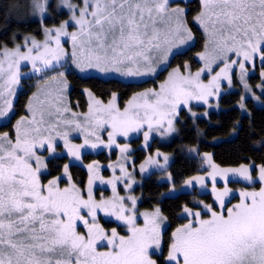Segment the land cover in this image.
I'll return each instance as SVG.
<instances>
[{
  "label": "snow or ice",
  "instance_id": "6c2138e0",
  "mask_svg": "<svg viewBox=\"0 0 264 264\" xmlns=\"http://www.w3.org/2000/svg\"><path fill=\"white\" fill-rule=\"evenodd\" d=\"M62 2L72 15L59 27L46 28L43 44L33 37L27 52H22L20 45L14 50H3L0 79L5 75V60L8 61V75L0 84V117L7 116L12 108L11 100L6 97L15 92L19 83L21 62H30L35 72L59 63L67 55L61 37H70L73 63L82 71L97 68L103 72L111 68L129 76L155 73L156 65L166 61L174 47L192 38L184 19L186 9L171 8L170 0H83L82 6L74 5L70 0ZM46 5L47 0H33L35 11L41 14L46 12ZM201 5L202 11L194 20L206 33L211 29L214 44L212 53L199 54L200 59L206 61L205 67L194 76H182L179 69L174 70L160 86V91L148 90L137 94L123 111L115 104V94L107 105L95 100L98 107L90 104L84 119L93 125L90 135L96 136L97 141L103 143L96 129L105 125L112 129L109 145L115 144L117 134L127 136L145 124L149 132L156 127L163 128L162 135L171 133L174 131L171 117L181 104L187 105L191 99L207 103V98L219 91L220 78L227 76L233 65L239 63L243 72L245 62L251 61L256 54L264 60V0H201ZM70 22L77 29L71 33L67 31ZM161 24L165 27H159ZM229 52H235L243 59L225 63L208 84L200 82L201 73L205 69L211 70L212 64L221 56L227 60ZM58 75L64 77L63 72ZM261 75L264 76V72ZM64 83L66 87V80ZM64 111L70 109L65 108ZM72 115L75 117L76 113ZM24 123L23 117L17 122L15 142L8 133L0 134V264H157L151 257L150 249L154 245L157 248L160 246L157 220L160 210L145 214V227H136V217L126 214L131 209L124 207L122 197L118 198L119 203L115 200L98 203L92 198L91 185L98 178V173L89 178L88 199L83 198L75 184L70 183L63 189L58 186L57 180L41 184L42 158L36 156L37 141L31 135V132L39 134L40 128L22 131ZM27 123L36 124L37 121L33 119ZM64 123L81 127L79 120ZM149 132L144 133L145 141ZM63 139L68 147L67 133L63 134ZM45 140L48 150L54 151L52 137L41 138L39 145L43 147ZM85 144H88L87 139ZM91 146L95 148L97 144ZM72 147L75 151L69 148V155L79 159L83 145ZM121 151L126 152L127 146ZM33 157L35 168L31 163ZM205 157L211 164V156L205 154ZM164 160L167 163L168 156H164ZM158 163L153 157L146 162ZM211 166L213 179L216 175L226 178L228 173L239 174L249 181L253 179L247 165L238 169ZM64 170L67 174L68 165ZM144 170L145 166H142L141 171ZM95 171V167L90 165L89 172ZM121 172L127 175L123 166ZM118 179L114 177L108 181L113 184L114 191ZM193 179L203 183L204 177ZM259 181L264 185V166L259 168ZM185 183L190 184L191 180ZM213 192L223 208L224 198L230 190L226 186L223 191L217 192L214 186ZM240 196V203L228 208L227 215L205 205L211 213V218L206 220L201 219L199 211L191 213L186 208L185 211L193 215L194 220L173 233V243L166 258L169 264H264V187L258 192H241ZM129 199L135 206L136 199ZM82 209H87L91 223L81 214ZM97 210L124 221L130 235H118L116 229H112L111 235L105 232L96 222ZM78 221L87 229L86 235L78 233ZM100 246L108 250L98 251Z\"/></svg>",
  "mask_w": 264,
  "mask_h": 264
},
{
  "label": "rangeland",
  "instance_id": "374dc122",
  "mask_svg": "<svg viewBox=\"0 0 264 264\" xmlns=\"http://www.w3.org/2000/svg\"><path fill=\"white\" fill-rule=\"evenodd\" d=\"M32 4H33V0ZM49 0H47L48 2ZM70 2L74 5L82 6L83 0H70ZM186 0H170V7H180L186 9ZM48 5V4H47ZM46 5V12L41 14L37 11H35L33 5L32 10L30 12V16L33 18L40 19L43 21L45 15L48 13V7ZM201 5V0H200ZM58 6L60 8L65 9L68 12V15L66 18H64L59 24L57 25H51L47 26L44 23H42L41 29H42V35L40 38H37L32 33L24 34L18 43L14 44L13 46H7L0 49V60H3V50L9 49L14 50L17 45H20V49L22 52H27L28 48L31 47V38H35L38 42L43 44L45 41V29L46 28H55L59 27L60 24L65 21L69 20L70 16L72 15V12L69 10V8L65 7L63 5L62 0L58 1ZM202 11V5L201 9ZM199 12V13H200ZM198 13V14H199ZM196 14V16L198 15ZM78 15V11H77ZM195 16V17H196ZM185 19V17H184ZM196 22V21H195ZM198 23V22H197ZM199 24V23H198ZM200 26V25H199ZM159 27L163 28L165 25L161 24ZM188 27V25H187ZM201 27V26H200ZM202 28V33H204V40H203V48L195 52V60L198 61V64L196 67H192L190 64V61L186 60V62L183 63L182 67L179 65L170 66V60L172 56L179 51L184 50L186 47H188L190 44H192L195 40L194 34L191 33L192 38L190 40H187L184 44H178L176 47L172 49V52L169 54L166 61L159 63L156 65V72L150 73L148 75H124L122 72H117L114 69H108L106 71L101 72L97 68H88L84 69L83 71L78 68L72 60V42L70 37H61V44L63 48L66 50V57L62 59L59 63H54L49 68L44 69L41 72H35L32 69V64L28 61H22L20 64L19 72H20V78L19 83L15 86V92L9 96L6 97V99L14 100L15 95L17 94V90L20 86V79L22 77H32L33 83H35V89L32 91V93L29 95V100L26 102L24 108H26V113L21 115L20 118H17L16 122L13 125V136L10 138L13 142H15L16 138V125L17 122L21 120V118H25V123L21 125V130L24 129H34L36 127L40 128V133L37 134L35 132H31L32 137H34L37 141V146L35 148L36 156H40L42 158V164L43 166L40 169V182L43 185H47L49 181L51 180H57L58 186L63 189L70 186L71 184H75L72 179L69 181L68 176H66L65 172H63L58 177L54 178H48L47 181L43 182L41 180V173H46L47 168L45 167V159L47 157H53L57 155H66V164L69 163H75L80 164L85 171L87 172L85 185L83 187L78 186L76 187L80 190L81 195L84 199H88V189H89V178L91 175H97L98 178L94 179L91 185V192H92V198L96 202H100L102 200L104 201H113L115 200L117 203H119L120 197L123 198V204L126 209H131V211L127 212V215H135L136 220L135 224L136 227L143 228L145 227V214H152L158 209L156 208H148V209H142L139 207V200L141 198V195L138 193H135L133 190L137 183L140 182V180L144 177H147L148 174L152 172H161L158 175L157 180L165 181L169 184V187L167 189V192H165L163 195H170V194H176L184 192H193L192 196L189 199V203L184 204L181 210L180 215L184 216L185 219L180 223L171 233L172 239L170 244L168 245V251L163 253V231L167 227V222L163 215L160 213V217L157 218L160 230H159V240H160V246L157 248L155 245L150 249V254L152 259L157 261V264H160L159 261L163 258L164 264H169L167 261L168 252L170 249V245L173 243V233L176 232L177 229L182 228L184 225L188 224L190 220H194V216L190 215L188 212L185 211V209H190L191 213H195L199 211L201 213V219H210L211 213L205 209V205H210L212 207L213 211L216 212H223L225 215H227L228 208H232L234 205L239 204L241 201V192H258L261 187H264V185L261 184L259 181V168L260 166H264V163L259 164L256 166L255 164H252L251 162H246L242 164H237L235 166L232 165H219L217 164L214 159L213 155L209 151H201L198 152L197 148L195 146L186 147L184 150L187 154H193L198 155L202 162H201V169L199 172L191 175L190 177L186 178L180 185L175 186L172 182L170 173L168 172V165L172 161L173 154L168 152H164L159 147H156L153 149V151H149V146L152 143V141H160V142H167L172 137L177 136L179 123L178 120L180 118V110L184 109L191 117L198 118L200 116H206L211 110H217L218 109V101L220 96L223 93L231 92L232 90H238L240 91V101L236 103V106L240 109L241 113H247L248 109H246L245 100L247 98L252 99L254 105L256 106H264V103L260 97V93L263 92V82H264V76L261 75L263 72L262 69V62L264 60L261 59V56L259 54H256L254 58L251 61L245 62V71H241L239 63H236L233 65V67L228 71L227 76L221 77L219 80V91L214 92L213 95L209 96L207 98V103H205L203 100H195L191 99L188 101L187 105L181 104L177 110L176 114H174L171 118L173 119V128L174 131L171 133H165L161 134L163 132V128L157 129L154 127L150 132L147 127V124H145L140 130L138 131H131L128 133L127 136L123 134H117L115 137V144L109 145V132L112 131V129L105 125L103 128H97L96 134L99 136L100 140L103 141V143H100L97 141L96 136L90 135V132L92 130L93 125L91 122H86L84 117L89 112V106L92 104L94 107H98L95 105L94 101L98 100L103 105H107L110 101L113 99V94H115V104L120 109V111H123L126 106H128L129 101L133 99L134 96H136L139 93L146 92L148 90H155L160 91V86L168 80L170 73H173L174 70L179 69V72L182 76H189V75H195L197 71H199L201 68L205 67V60H201L199 54H210L213 51L214 44L212 43L213 37L209 33H206L204 28ZM76 26L70 22L69 27L67 31L69 33L76 31ZM53 35L55 33L53 32ZM26 38L27 42H26ZM35 55V51L33 52ZM228 59L225 60L223 56H221L220 59H218L215 63L212 64L211 70L205 69L203 73H201L200 76V82L203 84H208L209 81L212 80L214 76H216L217 73L220 72L222 68H224L225 63H231L233 60H240L243 59V57H237L235 52H229L227 54ZM68 65L72 68V70L81 75H94V76H101L103 78H109L114 77L117 79H121L123 81L131 82H139L144 79H154L156 80V83L154 86L146 87L141 90L134 91L132 95L123 103L120 104L118 101V94L116 92H112L109 98L102 99L93 92L87 88L84 89L85 99H86V109L84 111L76 109L72 104L70 103L69 97L67 95L68 91V82L65 77L61 78L60 76H55V80L52 79L51 75L46 74V70H50L53 67H58L62 65ZM187 65V67H185ZM5 69V75L3 79L7 78V68H8V61H4L3 65ZM165 69V74L162 79H155L156 76ZM55 74V73H54ZM254 75L259 76L258 81H252V77ZM243 77V79H241ZM3 79H0V84H3ZM66 80L67 86L65 87L64 81ZM253 82V83H252ZM247 85V87H245ZM89 93L91 95H89ZM11 101V103H12ZM2 103V101H0ZM241 104H243V108H241ZM29 105H31V109L29 108ZM199 106L203 107L202 109H197ZM70 109V111L65 112L64 109ZM13 105L11 110H13ZM57 109L60 111L58 112ZM10 110V111H11ZM8 112V114L10 113ZM72 113H76V116L73 117ZM7 114V116H8ZM43 114V115H42ZM141 115H143V111L141 110ZM7 116L0 117V124L4 123L7 119ZM35 119L37 121L36 124H29L27 121H31ZM41 119H43V123H40ZM70 120H79L81 127L77 128L75 124H67L64 123V121H70ZM164 127H167V123L165 122ZM149 132V138L147 141L144 139V133ZM67 133V140H68V147L65 146V140L63 139V134ZM3 134V133H0ZM235 132L232 130L231 137L234 136ZM44 137H52V143L54 147V151H49L47 147V140H45L44 146L41 147L39 145V140ZM134 138H138L139 141L136 145H133L132 141ZM88 140V144H85V140ZM97 144V147L93 148L92 144ZM83 145L82 148H80V156L79 159H77L73 155H69V148H72L73 151H75V148L72 146H79ZM127 146V151L122 152L121 148ZM135 147H140L144 150H146V155L143 160L136 161L135 159ZM103 153L104 155L99 157L97 154ZM95 154V157L90 158V160L84 159V154ZM157 153H160L159 156H157ZM205 154H208L211 156V164L207 162ZM98 156V157H97ZM164 156H168V161L165 163ZM149 157H153L156 160L159 161L158 164H146ZM33 168L36 167V161L35 157L31 160ZM212 164L216 165L218 169H238L241 165H247L249 166V171L252 176V180H246L243 177H241L239 174L234 173H228L227 177L225 178L222 175H216L215 179L210 175L212 173ZM64 165V167H65ZM92 165L95 167L96 171L94 173L89 172V166ZM121 166L126 170L127 175L123 174L121 172ZM142 166H145V170L141 171ZM70 177V176H69ZM114 177H119L120 179L115 181V191L113 190V184L108 183L109 180H112ZM195 177H204L203 183L198 182L197 180L193 179ZM60 178L65 179L66 182L62 185L60 184ZM102 178V180H101ZM191 180L190 184H186L185 181ZM103 181V182H102ZM131 185V187H128V185ZM215 186V189L217 192L223 191L224 188L227 186V188L230 190L229 195L225 197V204L222 208L219 201L216 199V196L213 192V187ZM99 189V190H98ZM129 197H134L136 199L135 206H133L132 200L129 199ZM81 214L84 215L89 222L91 223V217L87 216V209H82ZM162 218V219H161ZM104 220L106 221H112L114 225L107 226L103 224ZM96 222L107 232L109 235H111L112 229H116L118 235L121 236H129L130 233L128 231V225L122 221L117 219L115 215L112 214H106L104 211L97 210L96 214ZM38 227V225H37ZM77 231L81 234H87V229L83 225L82 222H77ZM107 247L100 246L98 247V251H107ZM162 256V258H161ZM159 260V261H158Z\"/></svg>",
  "mask_w": 264,
  "mask_h": 264
},
{
  "label": "trees",
  "instance_id": "16d2710c",
  "mask_svg": "<svg viewBox=\"0 0 264 264\" xmlns=\"http://www.w3.org/2000/svg\"><path fill=\"white\" fill-rule=\"evenodd\" d=\"M59 0H49L47 2L48 13L43 21L30 16L32 10L31 0H0V49L7 46H13L21 40L24 34L32 33L37 38L42 35V23L47 26L57 25L67 17L68 12L58 6ZM185 20L195 40L184 50L176 52L169 65H179L182 67L186 60L190 61L192 67H196L198 61L195 60V52L202 49L204 44V33L202 28L194 17L201 9L200 0H186ZM264 72V61L261 63ZM48 76H59L64 73L65 79L69 84L67 95L70 103L76 109L81 111L86 109V99L84 89L89 88L96 96L107 99L112 92L118 94V101L123 104L134 91L146 87L154 86L156 80L144 79L139 82L123 81L114 77L103 78L94 75H81L74 72L68 65L53 67L45 71ZM55 73V74H54ZM165 69L161 71L155 79H162ZM252 81H258L259 76L254 75ZM252 82V83H253ZM32 77H22L20 86L12 101L13 110L7 116L4 123L0 124V133H8L13 136V125L17 118L26 113L24 108L29 100V95L35 89ZM264 85V82H263ZM264 103V88L260 93ZM240 91L232 90L223 93L218 101V109L211 110L206 116L198 118L191 117L184 109H181L178 120L179 128L177 136L172 137L167 142L152 141L149 151L159 147L164 152L172 153L173 159L168 165L172 182L175 186L180 185L186 178L197 173L201 169V158L198 155L185 153L186 147L195 146L198 152L209 151L213 155L214 161L219 165H232L251 162L258 166L264 163V106L254 105L252 99L245 100L247 113L242 114L236 103L240 101ZM199 106L197 109H202ZM234 130V136H230ZM139 139L134 138L133 145L138 143ZM136 161L143 160L146 150L135 147ZM99 157L104 154H97ZM97 156V157H98ZM95 157V154H84L85 160ZM66 155H57L45 159L46 173H41V180L47 181L48 178H54L65 172ZM161 172H152L140 180L134 188V192L141 195L139 207L142 209H152L158 207L160 213L167 222V227L163 231V253L168 251V245L172 239V231L185 219L180 215L184 204L189 203L193 192H184L163 195L167 192L169 184L165 181L157 180ZM66 176L71 177L72 181L78 186L83 187L87 172L79 164L69 163ZM60 184L66 182L60 178ZM99 190V189H98ZM103 224L114 225L112 221L104 220ZM162 258V256H161ZM159 261V260H158ZM164 264L163 258L159 261Z\"/></svg>",
  "mask_w": 264,
  "mask_h": 264
}]
</instances>
